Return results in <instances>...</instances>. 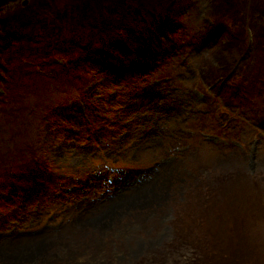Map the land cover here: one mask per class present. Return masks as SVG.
Returning a JSON list of instances; mask_svg holds the SVG:
<instances>
[{
	"label": "rangeland",
	"instance_id": "obj_1",
	"mask_svg": "<svg viewBox=\"0 0 264 264\" xmlns=\"http://www.w3.org/2000/svg\"><path fill=\"white\" fill-rule=\"evenodd\" d=\"M47 1L0 23V264H264V0ZM98 19L169 53L82 55Z\"/></svg>",
	"mask_w": 264,
	"mask_h": 264
},
{
	"label": "trees",
	"instance_id": "obj_2",
	"mask_svg": "<svg viewBox=\"0 0 264 264\" xmlns=\"http://www.w3.org/2000/svg\"><path fill=\"white\" fill-rule=\"evenodd\" d=\"M7 1L10 0H0V5L5 4ZM68 1L70 7L72 8L71 12L74 13L76 10H80L84 13L87 12H97L95 14L96 18L98 16H101L102 13H105V10H108V5H110L111 0H54L55 3H66ZM132 0H130V3ZM40 5H49V2L47 0H31L30 4L28 6L30 7H20L17 6L15 8V15H9L8 13H5L4 16H0V23L8 28L9 25L12 23H16L17 21H20L21 27H28V23L30 21V13L35 11L36 8H38ZM119 6V10H122L123 6V0L115 2V8ZM152 9H160L163 12H160L159 16L164 21H168L170 19H173V15L167 14L165 12H171L173 9H169L166 3H163L160 1V3H152L150 5ZM26 8L28 10H26ZM153 12L152 10H150ZM22 13V14H21ZM11 17V18H10ZM110 17V16H109ZM107 17V18H109ZM24 18V20H23ZM98 25H94V22L86 23L85 21H81V25H78L79 32L84 34H89L87 36V40L89 42L84 41L85 44H81L82 47H84V54H87L86 51H92L98 55L102 54H112L114 57L117 58L122 53H129L130 51H134L136 53H140V49H142L146 43L153 45L156 49H159V53L168 54L169 51L167 50V47H164L161 45V36L159 35L161 32V29H164L166 27V23L163 21H156L154 23H149L146 20L138 21L134 25L129 24L126 20L122 19L119 23L107 22L106 24L104 21H101L100 19ZM10 23V24H9ZM81 26L83 28L82 32ZM98 29L100 34L103 35L100 36L99 40H95L93 38H90L91 34H98ZM94 30V31H93ZM7 31V30H6ZM5 31V32H6ZM97 31V32H96ZM4 32V33H5ZM96 32V33H94ZM167 33V32H166ZM256 35V34H255ZM158 39V44H156V39ZM70 41H74V39L71 37L69 39ZM96 43V44H95ZM125 46V47H124ZM74 48V47H73ZM80 48V47H79ZM81 50V49H80ZM1 52V47H0ZM58 52L65 54L68 59L71 58V54H69L70 51H61V49H58ZM2 55L0 54V64ZM74 58V57H73ZM219 58V57H218ZM221 61V59H220ZM63 70V69H62ZM33 71V70H30ZM65 73L66 71L63 70ZM229 100V99H228Z\"/></svg>",
	"mask_w": 264,
	"mask_h": 264
},
{
	"label": "bare ground",
	"instance_id": "obj_3",
	"mask_svg": "<svg viewBox=\"0 0 264 264\" xmlns=\"http://www.w3.org/2000/svg\"><path fill=\"white\" fill-rule=\"evenodd\" d=\"M129 181H131V180H129ZM136 182H138L139 184H136V185H134V184H132V185H125L124 184V189L126 188H129L130 186H132V187H134V188H137L138 190L137 191H139V192H141V190H142V187L144 186L140 181H136ZM137 186V187H136ZM120 190H121V188H120ZM102 194H104V192H101ZM118 193H119V190L117 189V187H115V196H117L118 195ZM118 197V196H117ZM116 198V197H115ZM111 199H113V198H111ZM109 200V199H108Z\"/></svg>",
	"mask_w": 264,
	"mask_h": 264
}]
</instances>
